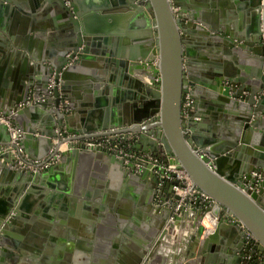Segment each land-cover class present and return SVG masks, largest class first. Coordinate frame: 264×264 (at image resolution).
Here are the masks:
<instances>
[{"label": "water", "instance_id": "95a60500", "mask_svg": "<svg viewBox=\"0 0 264 264\" xmlns=\"http://www.w3.org/2000/svg\"><path fill=\"white\" fill-rule=\"evenodd\" d=\"M81 3V0H0V15L17 13L22 22L19 29L5 25L0 33L2 49L7 50L8 72L12 73L5 77L8 81L0 84V112L22 131L20 141L24 151L34 159L51 155L59 131H76L73 125L79 126V122L80 136L96 135L114 127L136 133L137 140L146 145L142 151L169 157L183 167L194 186L207 192L215 204L208 217L212 228L202 222L203 207H199L196 221L186 224L184 206L174 211L181 196L173 182H165L160 192L165 207L158 208L164 209V214L145 236L146 240L145 237L140 240L134 258L127 264H163L156 253L159 248L167 250L172 264H254L248 258L252 249L264 251V0H251L257 8L255 21L240 28L229 26L226 20L220 23L202 9L188 8L182 0H129L128 6L138 9L152 26L144 51L130 57L96 40L86 16L89 7ZM53 5L58 14L47 10ZM53 14L56 17L50 18ZM37 20H41L39 24L46 20V27L53 22L62 29L57 43L47 51L43 46H28L33 32L40 31L34 29ZM42 35L45 36L44 31ZM20 47L27 48L29 58L20 59ZM12 53L16 57L9 61ZM198 54L205 58L203 68L194 59ZM19 60L20 67H11L17 66ZM55 71L60 77V87L54 95L48 83ZM113 83L133 89L135 97L128 90L126 94L135 99L134 105L142 108L134 118L112 114L105 121L101 119L98 126H91L93 122L87 120L90 110L82 108L86 102H81V98L92 97L91 87H95L94 93L119 91L113 88ZM243 90L249 93L240 96ZM186 93L192 103L185 108ZM201 95L211 103L213 115L223 116L229 124L223 133H214L208 143L197 132L204 127L197 112ZM61 102H66L71 112L61 107ZM9 143L8 126L0 120V183H8L0 186V191L7 192L6 201L0 202V245L4 246L0 248V264H25L22 255L31 252L18 248L22 255L14 260L9 258L5 247L10 243L18 246L31 237L22 233L33 218L27 220L24 216L34 208L29 198L37 193L41 198L48 192L42 188L44 184L85 197L92 193L95 198L102 194L108 198L119 195L120 206L115 209L122 214L119 225L102 226L109 230L110 236L120 235V228L126 229L124 223L130 210L135 209L140 215L142 208L135 206L137 199L145 203L146 210L155 209L153 201L160 178L147 167L135 171L132 163L115 154L81 147L64 151L61 159L47 169L31 171L16 164L13 152L6 148ZM113 172H117L121 183L114 182ZM255 172L261 177L257 178ZM148 175L152 176L150 190L148 193L144 190L146 198L139 197L140 186L146 182L141 180ZM56 179L63 183H57ZM93 179L100 185H79ZM134 183L136 191L130 194L128 187ZM189 205H194L193 200ZM87 206L90 210L94 206L102 214L113 210L92 202ZM126 224L133 227V221ZM182 225L186 231L194 227V233L177 231ZM138 230L143 232L140 227ZM243 233L246 237L241 239L242 243L229 252L225 244L230 245V240Z\"/></svg>", "mask_w": 264, "mask_h": 264}, {"label": "crops", "instance_id": "0c3cea01", "mask_svg": "<svg viewBox=\"0 0 264 264\" xmlns=\"http://www.w3.org/2000/svg\"><path fill=\"white\" fill-rule=\"evenodd\" d=\"M126 0H81V2L86 4L89 8L87 10L86 16L88 17V25L92 29V35L97 37V41L103 44H107L112 47L115 51L123 52L126 56L130 57L131 55H136L144 51L147 46V41L150 38L149 30L152 29V26L149 22V25L146 23V18L140 15L139 10L133 7L128 6V1ZM186 6L192 9L199 8L208 12L213 19L218 22H223L226 20V24L234 28L246 27L250 25L252 21H255V13L257 11L256 5H252L251 0H182ZM81 3V4H82ZM55 8V9H54ZM51 9L57 11L59 10L53 5L52 8L48 7L47 10L51 12ZM49 12V13H50ZM12 13V12H11ZM61 14V13H60ZM56 17L55 14L51 17ZM15 17V19H14ZM19 19V20H18ZM37 20L34 23V29L40 31H34V36L28 41V46L31 47H45V51L51 46L54 42L57 43V37L61 33L62 29L57 27L53 22L46 27L47 21H42L41 24L37 23ZM16 28L19 29L22 25L20 17L18 14L12 13L8 17L5 14L0 15V33L4 31L3 27ZM44 35H42V31ZM199 37V36H198ZM3 41L0 40V84L3 85L5 81H8L5 77L10 75L7 68V50L2 49ZM48 46V47H47ZM96 49L100 48L99 46H94ZM197 49V48H195ZM1 50H3L1 52ZM20 59L23 57H28L27 48L20 47ZM198 53V51H197ZM12 58L8 59L11 61L16 57L15 53H12ZM199 62L200 68L205 66V58L201 57L199 54L194 58ZM10 66L13 65L9 63ZM21 60H19L17 66L13 65L11 67L18 68L20 67ZM7 68V69H6ZM14 70V69H13ZM203 73V72H201ZM12 74V73H11ZM113 88L118 89L119 91H111L105 93V90H101L99 93H94L95 87H91L93 91L92 97L85 98L83 96L81 102H86L83 109L90 110L89 117L87 115V120L92 121L91 126H98V122L106 120V117L112 116V114L117 115L118 117L128 119L134 118L135 114L139 109V104H135V99L132 97L133 89L126 87L124 85H119L117 83L112 84ZM128 90L132 96L126 94ZM135 97V96H134ZM137 102V101H136ZM71 112V108H67ZM197 112L201 116L200 124H203V128H198V135L204 143L212 140L214 133L219 132L223 133L227 130L229 124L224 120L223 116L213 115V108L211 103H207L206 97L201 95L199 101L197 102ZM92 117V118H90ZM126 118V119H127ZM87 121V122H88ZM74 130L72 133L80 135L77 130L81 128L79 122L78 125H73ZM208 140V141H207ZM207 145V144H206ZM132 147L136 151H142V148H145L146 145L143 142H139L137 138L132 140ZM88 167H84V170H87ZM99 171V170H98ZM107 172V170H106ZM110 173V169L108 170ZM119 176L117 172H113L112 179L116 184L121 183L122 181L118 180ZM1 179V178H0ZM151 175H148L146 178L141 181L144 182L139 189V197L143 196L144 190L145 193H148L150 190L149 184ZM57 183H63L60 179H56ZM84 182L82 181L80 186L90 185L93 183V186L100 185V182ZM74 183V182H72ZM7 182H1L0 186H7ZM132 185V186H131ZM129 185L130 194L136 191V184ZM163 184L158 183L157 194L153 201L154 210H146L144 208L145 203L137 202L135 206L137 208H142L140 215L135 213V209L130 210L131 214L126 216L127 221L124 223L126 229L120 228V235H108L110 232L108 229H104L102 226L107 228L118 223L121 219V213L118 210H115L120 206L119 201L121 198H118L119 195H114V197L108 198L104 197L102 194L97 198L94 197V193L85 197L83 195H75L72 192H64L59 190L54 186L42 185L43 189H48V192L40 198V195L34 194L31 198V202L34 204V208L31 211H27L24 216L25 219L30 220L33 218V221H28L27 230L22 233L24 235H30L27 240L21 242L20 245L15 246L10 243L7 247V253L10 259H16V257L21 254L18 251V248L25 250V252H31L25 255L23 253L22 260L25 264H127L130 260L134 258L136 252V247L141 243L146 235L150 233V230L154 225L159 222L164 214V209L158 211V208L161 206L165 207V204L162 200L160 192L162 191ZM56 192V193H55ZM61 193V195L58 194ZM115 192H117L115 190ZM6 190L0 191V202H4L7 199ZM117 197V198H116ZM146 198L145 196H143ZM39 199H41L42 204H39ZM98 203L100 205H105L108 208H113L111 213H98L99 209L96 211L94 206L93 209H89L87 205L89 203ZM29 205V201L27 200ZM110 203V205L108 204ZM119 203V204H118ZM199 205L194 204L193 206L189 205V200L184 204V213H185V223L190 224L196 221L198 215ZM121 208V207H120ZM95 211L97 213H95ZM119 216V217H118ZM134 216L137 219L134 221ZM133 221V227L127 222ZM22 228L21 225H17ZM136 226V227H134ZM138 227L143 229L144 232H139ZM184 226H180L177 231L180 233L191 235L194 233L195 228L192 227L186 231ZM129 230V231H126ZM15 234L19 233L17 230H12ZM231 231H229V234ZM247 235V233L245 232ZM244 233L241 235L235 236L234 239L230 240V245L225 247L233 251L238 243H242L241 239L245 238ZM204 236V235H203ZM202 236V238H204ZM11 237V241L13 236ZM117 237V238H115ZM230 237V236H229ZM222 239V236H220ZM117 239V244L115 241ZM146 240V237H145ZM246 247L245 242H243ZM4 246L0 245V248ZM30 248L31 250L27 251ZM19 252V253H18ZM221 252V250H220ZM158 258L161 259L163 264H172V258L169 256L167 250L159 248L156 251ZM222 253V252H221ZM231 254V253H230ZM221 258L219 257V261Z\"/></svg>", "mask_w": 264, "mask_h": 264}, {"label": "built area", "instance_id": "2783aa9c", "mask_svg": "<svg viewBox=\"0 0 264 264\" xmlns=\"http://www.w3.org/2000/svg\"><path fill=\"white\" fill-rule=\"evenodd\" d=\"M48 87L51 94H54L55 89L60 87V77L57 76L56 71L50 76ZM248 93V90H243L240 92V96ZM191 103L192 99L189 93H186L184 100L185 108L191 105ZM61 107L66 108V102H61ZM0 120L7 124L10 132V143L6 148L13 152L16 164L24 169L31 171L47 169L61 159L64 151L74 148L82 147L105 150L122 158L126 163H132L135 171H140L143 167H147L160 178V184L167 181L173 182L175 191L181 196V198L176 201L174 207L175 212L182 208L188 200H193L194 204L196 203L200 207H203L204 217L202 222L204 224V220L212 215L211 212L215 200L207 192L203 191L198 186H194L191 176L183 167L171 161L169 157L161 156L153 151H136L133 149L132 140L136 139V133L121 131L120 128L114 127L96 135L80 136L63 129L59 131L60 137L55 139V144L57 145L52 147L51 155L34 159L24 151L20 141L22 131L14 124L12 119L0 112ZM60 139H62L61 142ZM255 174L257 178L261 177L260 173L255 172ZM233 220H237V218H233ZM239 224L244 228L242 223ZM246 233L247 236L252 239L253 236L251 233L249 231H246ZM254 244H257V242L254 241ZM248 258H250L254 264H264V251L252 249ZM255 259H258L257 262H255Z\"/></svg>", "mask_w": 264, "mask_h": 264}, {"label": "bare ground", "instance_id": "6f19581e", "mask_svg": "<svg viewBox=\"0 0 264 264\" xmlns=\"http://www.w3.org/2000/svg\"><path fill=\"white\" fill-rule=\"evenodd\" d=\"M213 220H214V218H213ZM204 222H205V224L208 226V228H211L212 221L210 220V218H206V219L204 220Z\"/></svg>", "mask_w": 264, "mask_h": 264}]
</instances>
